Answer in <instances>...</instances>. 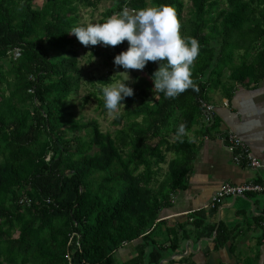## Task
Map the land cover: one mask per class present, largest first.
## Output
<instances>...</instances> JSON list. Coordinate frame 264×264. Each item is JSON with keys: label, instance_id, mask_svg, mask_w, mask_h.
I'll use <instances>...</instances> for the list:
<instances>
[{"label": "trees", "instance_id": "trees-1", "mask_svg": "<svg viewBox=\"0 0 264 264\" xmlns=\"http://www.w3.org/2000/svg\"><path fill=\"white\" fill-rule=\"evenodd\" d=\"M102 1L0 0V264H120L116 251L132 242L138 253L123 264H159L164 250L175 253V226L163 242L155 233L187 187L197 152L187 132L203 118L200 99L264 79V0H189L188 16L186 0H114L107 18L125 6L175 8L181 35L200 45L198 91L169 98L141 79L114 120L121 127L103 131L98 119L76 117L81 67L69 34L82 8ZM146 66L152 76L159 64ZM111 77L96 78L99 88L81 104Z\"/></svg>", "mask_w": 264, "mask_h": 264}, {"label": "crops", "instance_id": "crops-1", "mask_svg": "<svg viewBox=\"0 0 264 264\" xmlns=\"http://www.w3.org/2000/svg\"><path fill=\"white\" fill-rule=\"evenodd\" d=\"M209 96L208 102L215 106L214 123L203 127V117L199 118L200 126L191 128L197 152L187 187L177 191L173 205L158 219L166 221L161 227V242L167 238V227L175 226V253L164 250L163 259H171L163 264H264V193L213 200L225 183L243 184L264 175V166L257 172L237 164L234 153L218 135L237 134L264 165V79L236 84L230 96L220 91ZM221 229L226 238L219 236ZM136 244L119 248L117 262L132 259L138 253Z\"/></svg>", "mask_w": 264, "mask_h": 264}, {"label": "clouds", "instance_id": "clouds-1", "mask_svg": "<svg viewBox=\"0 0 264 264\" xmlns=\"http://www.w3.org/2000/svg\"><path fill=\"white\" fill-rule=\"evenodd\" d=\"M69 34L85 47L100 44L116 47L128 42L127 50L114 58L115 66L125 69L118 72L126 74L124 80L102 88L104 106L110 116L124 105L122 101L125 98L134 95V89L127 83L131 81L129 70L142 71L150 61L159 63L151 76L155 93L163 92L167 97L174 98L190 88L198 91L192 79V67L198 58L200 45L197 39L181 35V22L173 6L160 5L139 10H130L125 6L103 23L75 26ZM178 132H184L183 124Z\"/></svg>", "mask_w": 264, "mask_h": 264}, {"label": "rangeland", "instance_id": "rangeland-1", "mask_svg": "<svg viewBox=\"0 0 264 264\" xmlns=\"http://www.w3.org/2000/svg\"><path fill=\"white\" fill-rule=\"evenodd\" d=\"M45 0H35V3L39 6L43 4ZM114 4V0H103L97 8L93 9L92 7L82 8L81 11V19L79 21L80 25H87L88 23H102L101 21H105L107 17L104 16L106 10ZM191 6V2L186 0V6L183 12V15L188 16V9ZM74 36V35H73ZM75 37V36H74ZM76 38V37H75ZM75 48L78 51V58L81 67V78H80V87L78 91L74 94V111L76 113L77 118H84L89 120L91 118H96L100 122L101 128L103 131L112 132L113 134L116 132L119 125L114 123L116 116L119 113L123 112V105H121L116 113L113 115H109L108 111L103 112L102 108H99L98 98L104 99L103 94L98 93L97 97H92L89 99L88 103L84 105L81 104L83 97L87 95L92 90H97L99 88V84L96 82V78L104 75H115V81H123L126 74L118 73L124 72L125 69L123 67L117 68L114 64V58L122 51H126L129 47L128 42L116 46V47H105L103 44L85 47L82 45L78 39L75 41ZM16 54V53H15ZM18 55V54H16ZM19 56V55H18ZM156 66L159 64L155 62ZM129 75L131 77V81L127 83L136 88V85L141 81V79L148 78L151 79V75L148 72L147 66L142 70H129ZM132 81H137L133 83ZM91 82L96 83L93 85ZM113 82V83H114ZM103 88V87H101ZM137 89V88H136ZM203 123V122H202ZM200 119L197 120L195 125L193 126V130L195 127L200 126ZM205 122L203 124V127ZM202 127V128H203ZM190 136L192 134V129L187 132ZM177 135H175L176 137ZM174 137V139H175ZM172 138V134L170 136ZM173 139V138H172ZM168 161L172 158V153H167ZM164 170L168 169V165H164ZM161 227H158L155 233V238L160 239Z\"/></svg>", "mask_w": 264, "mask_h": 264}, {"label": "built area", "instance_id": "built-area-1", "mask_svg": "<svg viewBox=\"0 0 264 264\" xmlns=\"http://www.w3.org/2000/svg\"><path fill=\"white\" fill-rule=\"evenodd\" d=\"M20 54V52H16ZM202 107V115L205 120L206 128H209L214 123L215 106L204 99H200ZM221 141L234 153V159L237 164L245 165L255 171H260L263 168V163L260 158L255 156L247 144V142L233 132H221L218 134ZM247 192H263L264 193V175L259 179L251 180L243 184H223L216 192L214 202L221 200L228 195H243Z\"/></svg>", "mask_w": 264, "mask_h": 264}, {"label": "water", "instance_id": "water-1", "mask_svg": "<svg viewBox=\"0 0 264 264\" xmlns=\"http://www.w3.org/2000/svg\"><path fill=\"white\" fill-rule=\"evenodd\" d=\"M172 258H173V257H172ZM170 259H171V257H170V258H167V259H162V260L160 261V263H159V264H163L165 260H167V261H168V260H170Z\"/></svg>", "mask_w": 264, "mask_h": 264}]
</instances>
